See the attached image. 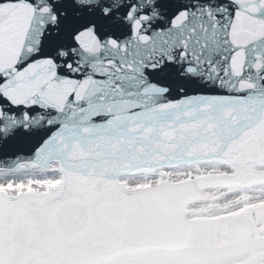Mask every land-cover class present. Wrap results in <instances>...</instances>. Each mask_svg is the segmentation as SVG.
Returning <instances> with one entry per match:
<instances>
[{
    "label": "snow or ice",
    "instance_id": "obj_1",
    "mask_svg": "<svg viewBox=\"0 0 264 264\" xmlns=\"http://www.w3.org/2000/svg\"><path fill=\"white\" fill-rule=\"evenodd\" d=\"M0 264H264V0H0Z\"/></svg>",
    "mask_w": 264,
    "mask_h": 264
}]
</instances>
